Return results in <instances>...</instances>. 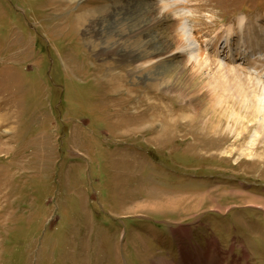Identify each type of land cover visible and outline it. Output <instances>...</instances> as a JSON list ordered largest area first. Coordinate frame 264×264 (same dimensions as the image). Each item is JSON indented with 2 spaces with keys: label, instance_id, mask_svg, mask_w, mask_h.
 Returning a JSON list of instances; mask_svg holds the SVG:
<instances>
[{
  "label": "rangeland",
  "instance_id": "rangeland-1",
  "mask_svg": "<svg viewBox=\"0 0 264 264\" xmlns=\"http://www.w3.org/2000/svg\"><path fill=\"white\" fill-rule=\"evenodd\" d=\"M184 19L193 83L137 69ZM260 66L264 0H0V264H264V129L219 93Z\"/></svg>",
  "mask_w": 264,
  "mask_h": 264
},
{
  "label": "bare ground",
  "instance_id": "bare-ground-1",
  "mask_svg": "<svg viewBox=\"0 0 264 264\" xmlns=\"http://www.w3.org/2000/svg\"><path fill=\"white\" fill-rule=\"evenodd\" d=\"M133 8L136 9L137 7H133ZM163 8L165 10L167 9L166 6H163ZM127 13L129 15L130 12L128 11ZM187 20L188 19H184L182 24L180 23L178 26H175L176 38H173V37L171 38L170 37V41L169 42L167 41L165 43V46H162L161 48H158L157 50H156V48H154L156 50V53L154 54V57L151 56L148 59L144 60L140 56H136V55L134 56L133 55L132 56L133 57L132 61L134 62L135 67L137 69L144 68V67H147V66L149 67L152 64H156L157 62H160L162 60H165L167 57H173V58L174 57H177L178 58L177 61H175L174 63H172V65L169 68H167L168 71L169 70H172L174 72V70L177 67H180L181 68V71L183 73H185L186 70H187V67L189 66V67H191V70L188 71L186 78L189 79L190 83H193L192 82L193 77H194V79H196L195 77H198V76H196L193 73V69L196 68V67L198 68L200 66V54L197 51V49H196V47H195V45L193 43L194 40L192 41V37H191V34H190V28H189V25H187ZM246 24H247L246 23V19L244 17H241L238 20V26H237L236 31H233L232 29H228V30L225 31L223 37H221V36L219 37V39H220L219 42L222 41V42L225 43L224 48L226 47V50H228V48L230 49V50L227 51V60H229V61H232V62H235L236 63L237 61L242 60V64L248 63V61H249L248 59H251L252 58L250 55L251 54H254V52L256 51L255 48H257V47H253V50L252 51H251V47L247 48V43L249 42L248 44H251L252 46H254V41H253V36L250 34V31H247ZM242 30L243 31L246 30L243 33H244L245 36L248 37V42L247 43L245 41L246 39H244V37H243L244 35L242 34ZM137 32H138V30H137ZM238 32L241 34V38H240V34ZM233 37H236V40H234V43L232 41ZM123 38H124V36H123ZM255 38H257L256 45L259 47L261 45V42L258 39V37H255ZM214 40L217 41L216 39H214ZM236 41H237V43H235ZM239 43H240V48H241L240 51L238 50ZM230 44H231V46H230ZM215 45H216V43H215ZM233 46H235V48H233ZM233 49H234V51H233ZM228 53H231V54H229V56H231V58L228 57ZM262 53H260V54H262ZM165 71L166 70H163L160 73H163V75H165L166 74ZM252 72L254 74V77L256 76L258 78H256V77L254 78L253 77L254 79H251L249 77V78H246L245 79V82H243V81L241 82L240 81V75L241 74L239 75L235 71L232 74V77H233V79H235V78L237 79V83L238 84L237 83L233 84V83H231V81H225V84L222 85L223 87L225 85V87L220 92L218 91L217 83L216 82L212 83V81H211V83L208 85V86H210V89L212 87V90H211V94L210 95L217 96L216 94H218V97L223 99V100L221 99V101L220 100L218 101L217 106L215 104H211V106L208 107V109L210 110V113L212 115H215L216 108L219 107V105L221 107L219 109L217 108L218 109L217 113H222L221 115L218 116L219 119H221L222 116H224V114L228 111L227 110L228 108H224L223 107V106H226L227 107V105H228L227 102L228 101L225 102L226 101V98H223V97H221L222 95L221 96L219 95V93H226V94L232 96L231 99H233V97H234V101H235V99L237 101H239L240 107H242L244 109V111L246 112L248 118H250V114H248V113L250 111H253L254 114H255L253 116L254 117L253 120L256 118L255 120L258 121V126H260L261 129H264V67L260 66L259 67V70H257L256 68H253V71ZM243 77H245V76H243ZM182 84H185V81ZM245 89H247V91H244ZM168 91H170V93L171 92H175V93L177 92V93H179L178 91L174 90V88H172V87H170L168 89ZM218 97H216V98H218ZM228 98H230V97L228 96ZM222 107H223V109H221ZM230 111H232V110H230ZM233 111H234V109H233ZM236 113L237 112L231 113L232 114L231 115V119L232 120H234V119H240V115H238ZM195 115L197 116L198 115V112H196ZM244 117L245 116L243 115V118ZM184 119H188L189 120V116L188 117H184ZM244 119H246V118H244ZM235 122H238V121L236 120ZM211 128H212V130L214 132L218 130V127H211ZM259 136H260L259 133L256 132L252 136L253 138H252L251 142L252 143H255L257 141V139L259 138ZM190 258H191L190 254H188L187 252L184 251L183 252L184 262H182V264H188V263H186V261H188ZM158 263L167 264V263H165L162 260H160Z\"/></svg>",
  "mask_w": 264,
  "mask_h": 264
}]
</instances>
